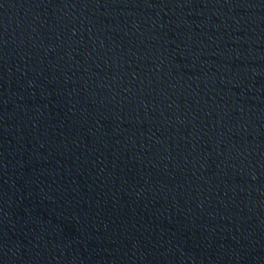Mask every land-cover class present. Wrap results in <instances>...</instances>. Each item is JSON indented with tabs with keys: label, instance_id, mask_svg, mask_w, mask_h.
<instances>
[{
	"label": "water",
	"instance_id": "95a60500",
	"mask_svg": "<svg viewBox=\"0 0 264 264\" xmlns=\"http://www.w3.org/2000/svg\"><path fill=\"white\" fill-rule=\"evenodd\" d=\"M0 264H264V0H0Z\"/></svg>",
	"mask_w": 264,
	"mask_h": 264
}]
</instances>
